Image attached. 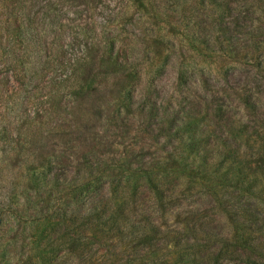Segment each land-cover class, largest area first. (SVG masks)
I'll list each match as a JSON object with an SVG mask.
<instances>
[{
  "label": "rangeland",
  "instance_id": "1",
  "mask_svg": "<svg viewBox=\"0 0 264 264\" xmlns=\"http://www.w3.org/2000/svg\"><path fill=\"white\" fill-rule=\"evenodd\" d=\"M4 3L26 28L13 61L0 50V264H246L240 240L264 229L243 222L264 215V0Z\"/></svg>",
  "mask_w": 264,
  "mask_h": 264
},
{
  "label": "trees",
  "instance_id": "2",
  "mask_svg": "<svg viewBox=\"0 0 264 264\" xmlns=\"http://www.w3.org/2000/svg\"><path fill=\"white\" fill-rule=\"evenodd\" d=\"M7 0H0V50L1 55L4 57L5 62H8L9 60L13 61L15 57H13V51L12 49L15 47L14 39L17 40L20 37H22V34L24 33V30L26 28V21L25 17L21 13V10L19 9L16 11L17 7H13L11 9V13H8L5 9V3ZM17 13V15L15 14ZM6 38H3L5 37ZM112 42L108 43L112 47L115 45V38H112ZM109 46V47H110ZM110 56L113 55V50L110 48ZM5 54V55H3ZM15 65V63H14ZM249 104V103H248ZM251 107V105H249ZM182 128L187 131V133L180 135V142L183 143L190 155H194L195 161L198 163V168L201 170H206L211 167V163L208 160L207 155L201 151L202 142L199 139V137L196 134L195 125L192 123H186ZM229 162L228 170L230 171L235 170L238 166L236 165L235 156L234 154H228L224 158V162ZM236 165V166H235ZM251 169V167H250ZM249 173V172H247ZM246 173V175H247ZM237 182L241 184L242 190H244L246 193H252V191L256 188V180L257 177L255 175H247L246 180L241 181L240 175H237ZM262 180V179H261ZM261 190H264V182L261 184ZM261 220L264 224V215L262 217H259L257 214H247L246 218H244L243 222L250 224V222L257 223ZM114 223V222H113ZM150 223L144 224L143 227L147 229L145 230V237L149 239H157L160 238L162 235V231L159 230L157 227L154 226H148ZM251 227H245L246 230H248ZM251 230V229H250ZM257 236H254L251 240L242 237L240 240L239 246L241 248L245 249L249 252L247 256H244L243 260L246 264H257V262L262 261L264 262V229L260 226L259 229L252 230ZM257 254L258 259H256L254 256ZM243 255V254H242ZM47 260H44L42 263L47 264Z\"/></svg>",
  "mask_w": 264,
  "mask_h": 264
}]
</instances>
